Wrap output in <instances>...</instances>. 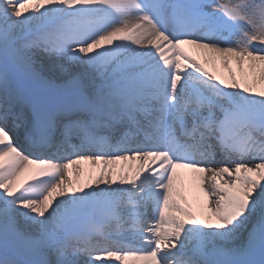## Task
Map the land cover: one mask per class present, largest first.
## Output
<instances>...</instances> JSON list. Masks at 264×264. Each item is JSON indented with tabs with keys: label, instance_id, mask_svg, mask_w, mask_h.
<instances>
[{
	"label": "snow or ice",
	"instance_id": "snow-or-ice-1",
	"mask_svg": "<svg viewBox=\"0 0 264 264\" xmlns=\"http://www.w3.org/2000/svg\"><path fill=\"white\" fill-rule=\"evenodd\" d=\"M0 264H264V0H0Z\"/></svg>",
	"mask_w": 264,
	"mask_h": 264
},
{
	"label": "bare ground",
	"instance_id": "bare-ground-1",
	"mask_svg": "<svg viewBox=\"0 0 264 264\" xmlns=\"http://www.w3.org/2000/svg\"><path fill=\"white\" fill-rule=\"evenodd\" d=\"M186 51L189 52V54L197 55L199 59H201L202 62L206 64L207 67L211 71L216 72L218 75H223L225 77H228V69L226 65L216 64L212 65L209 64L207 61H204L203 56L199 55L191 46H185ZM233 67H235L237 78H241V69L235 65V62L233 63ZM257 77L259 76V69L256 70ZM138 161H119L114 166L117 170H119L121 167H125L127 164L133 165V171L135 170V166L138 164ZM104 167L102 163L93 164L91 161H81L79 165H73V180H77V172L79 171L81 174L79 176V179L86 182H89L90 180H95L100 172V170ZM110 168L113 166H109ZM178 187L181 188V190L184 192V194L188 197L189 203L193 205L194 208L197 207V205L203 207V209L206 211L208 209V197L205 195L204 191L200 187L198 183L194 181V177H200L202 174L200 173H193L189 169H178ZM117 179H119V176H117ZM222 184L224 183L223 180L220 181ZM209 181L205 180L204 187L208 186ZM215 199V198H213Z\"/></svg>",
	"mask_w": 264,
	"mask_h": 264
}]
</instances>
